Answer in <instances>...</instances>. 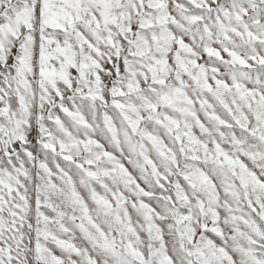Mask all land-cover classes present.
Segmentation results:
<instances>
[{
  "label": "snow or ice",
  "instance_id": "1",
  "mask_svg": "<svg viewBox=\"0 0 264 264\" xmlns=\"http://www.w3.org/2000/svg\"><path fill=\"white\" fill-rule=\"evenodd\" d=\"M0 264H264V0H0Z\"/></svg>",
  "mask_w": 264,
  "mask_h": 264
}]
</instances>
